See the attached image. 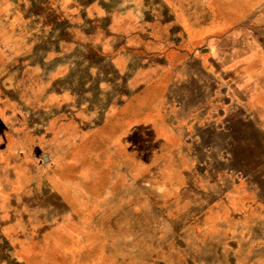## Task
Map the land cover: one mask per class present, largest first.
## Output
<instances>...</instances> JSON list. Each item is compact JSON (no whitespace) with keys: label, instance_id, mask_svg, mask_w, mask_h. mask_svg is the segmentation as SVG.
Listing matches in <instances>:
<instances>
[{"label":"rangeland","instance_id":"obj_1","mask_svg":"<svg viewBox=\"0 0 264 264\" xmlns=\"http://www.w3.org/2000/svg\"><path fill=\"white\" fill-rule=\"evenodd\" d=\"M204 1L223 28L246 0ZM175 18L0 0V264H264V100L229 99L209 49L170 62L203 38Z\"/></svg>","mask_w":264,"mask_h":264},{"label":"crops","instance_id":"obj_2","mask_svg":"<svg viewBox=\"0 0 264 264\" xmlns=\"http://www.w3.org/2000/svg\"><path fill=\"white\" fill-rule=\"evenodd\" d=\"M202 1L203 6H207L206 1ZM199 4L200 0H163V5L173 11L180 24L187 26L189 33H202L203 38L200 46L191 40L175 46L166 44L161 53H171L170 62L175 61L181 67L188 61L186 56L189 59L199 57L198 54L202 55L209 49L210 57L204 68H209L214 82L223 86L229 99L239 100L243 107H249L252 99L264 100V43L253 32V29L264 27V0H246L245 7L241 8L242 14L236 11L228 13V24L223 28L217 27V18L207 7L199 9ZM241 37L242 41L236 43ZM226 39L233 43L222 48L221 44Z\"/></svg>","mask_w":264,"mask_h":264}]
</instances>
